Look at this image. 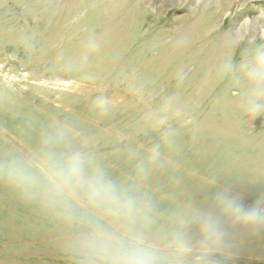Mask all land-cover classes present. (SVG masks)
Instances as JSON below:
<instances>
[{
  "label": "rangeland",
  "instance_id": "rangeland-1",
  "mask_svg": "<svg viewBox=\"0 0 264 264\" xmlns=\"http://www.w3.org/2000/svg\"><path fill=\"white\" fill-rule=\"evenodd\" d=\"M257 49L264 0H0V166L63 133L57 156L86 154L150 204L146 241L166 247L184 225L195 244L217 193L264 197V89L243 71ZM95 227L121 225L81 196L56 203L0 176V264H94ZM224 227L227 247L205 264H264V232Z\"/></svg>",
  "mask_w": 264,
  "mask_h": 264
},
{
  "label": "clouds",
  "instance_id": "clouds-1",
  "mask_svg": "<svg viewBox=\"0 0 264 264\" xmlns=\"http://www.w3.org/2000/svg\"><path fill=\"white\" fill-rule=\"evenodd\" d=\"M97 45H91L96 48ZM234 62L224 65L231 71ZM244 75L257 90L264 89V49H257L243 67ZM93 109L107 114L111 102L100 95L93 101ZM166 118L158 126L165 124ZM63 133L45 137L44 151L35 159H13L0 166V176L25 191H43L53 202L68 204L71 198L81 196L86 204L102 210L121 225L119 231L95 227L84 242V254L94 264H185L193 257L195 264H205L213 253L224 250L229 242V233L224 222L244 229L249 235L264 232V197L245 204L242 194L222 191L216 194L214 210L195 217L200 226V239L191 243L184 234V225L171 233L166 247L146 241L144 232L137 227L146 221L150 204L135 195L130 189L113 183L91 157L80 151H71L57 156L51 149L65 140ZM166 143H171L168 131ZM159 145L148 151V157L159 156Z\"/></svg>",
  "mask_w": 264,
  "mask_h": 264
},
{
  "label": "bare ground",
  "instance_id": "bare-ground-1",
  "mask_svg": "<svg viewBox=\"0 0 264 264\" xmlns=\"http://www.w3.org/2000/svg\"><path fill=\"white\" fill-rule=\"evenodd\" d=\"M157 1V0H156ZM180 1V0H179ZM221 6H222V4H221ZM254 35V34H253ZM239 37V36H238ZM104 49H102V51H103ZM112 53V52H111Z\"/></svg>",
  "mask_w": 264,
  "mask_h": 264
}]
</instances>
